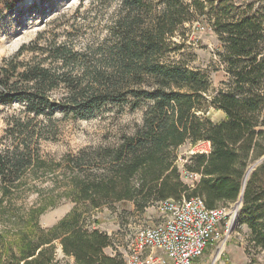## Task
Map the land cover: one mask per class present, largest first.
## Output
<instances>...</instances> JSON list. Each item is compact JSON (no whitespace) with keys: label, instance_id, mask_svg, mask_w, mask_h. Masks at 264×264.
Instances as JSON below:
<instances>
[{"label":"trees","instance_id":"1","mask_svg":"<svg viewBox=\"0 0 264 264\" xmlns=\"http://www.w3.org/2000/svg\"><path fill=\"white\" fill-rule=\"evenodd\" d=\"M237 8L231 0H119L102 38L79 47L75 40L92 22H72L63 37L48 24L2 58L0 104L18 102L22 114L7 121L9 145L0 149V264H123L119 254L105 253L112 238L91 226L93 209L131 202L142 213L161 200L195 196L212 209L238 200L248 166L264 156V14ZM199 18L218 39L228 76L215 94L208 74L169 57L182 45L173 39L184 41L185 26ZM130 99L132 107L148 102L134 133L71 159L89 171L68 186L76 203L68 213L43 228L38 217L55 205L54 197L25 214L1 207L28 170L48 173L38 145L55 138L52 113L78 118ZM211 106L224 118L207 117ZM40 115L47 120L38 121ZM200 142L209 143L208 152L179 162L180 146ZM188 174L196 175L190 183ZM238 222L249 229L256 262L264 251V160L246 182Z\"/></svg>","mask_w":264,"mask_h":264},{"label":"rangeland","instance_id":"2","mask_svg":"<svg viewBox=\"0 0 264 264\" xmlns=\"http://www.w3.org/2000/svg\"><path fill=\"white\" fill-rule=\"evenodd\" d=\"M119 0H0V61L13 54L21 45L29 44L36 34L49 24L55 32L63 37L62 29L73 23L92 22L84 33L77 37V46L88 42V38H102L106 33V23L116 12ZM238 7L236 11L247 14L263 13L264 0H231ZM247 4H251L248 10ZM237 12V13H238ZM202 20V19H201ZM199 18V21H201ZM203 21V20H202ZM187 24L186 39L177 51L170 53L171 59H180L191 69L208 74L211 93L223 87L228 76L222 70L217 49L219 41L205 22ZM264 28V25H263ZM62 39V38H61ZM132 100L108 103L83 117L71 118L62 113H52L56 129L55 138L41 140L38 145V157L45 161L49 171L40 176L33 169L28 170L20 179V186L13 189L9 199L2 200V208L25 214L31 208L38 207L45 199L54 197L55 205L49 206L38 217L41 227L52 226L57 220L68 213L75 202L67 194L68 186L75 177L81 179L88 166L75 168L71 159L79 160L84 153L92 154L98 147L116 146L124 135H131L141 123L147 101L139 100L138 106L132 107ZM21 104L12 102L0 104V149L9 145L6 137L7 121L13 115H21ZM221 111L209 107L206 116L212 121L221 117ZM38 121L47 119L40 115ZM209 143L200 142L194 146L185 143L178 148L179 162L184 156L193 152H208ZM253 164V163H252ZM250 164L249 166H251ZM248 166V167H249ZM181 167V164H180ZM248 174V173H247ZM37 176H40L37 178ZM194 178L187 177L188 183ZM1 198V186H0ZM238 201V200H237ZM237 201L225 206L227 217L220 223V238L209 245L196 264H264V251H260L256 262H251L254 250L249 248V229L245 223L239 224ZM107 208L93 209L89 218L96 223L91 226L106 232L112 238L108 250L119 254L122 259L127 243L132 234L141 227L153 226L162 220L156 203L140 213L131 202H119ZM237 218V221H236ZM3 224L0 223V228ZM59 256L61 252H58ZM56 264H70L69 259H59Z\"/></svg>","mask_w":264,"mask_h":264},{"label":"built area","instance_id":"3","mask_svg":"<svg viewBox=\"0 0 264 264\" xmlns=\"http://www.w3.org/2000/svg\"><path fill=\"white\" fill-rule=\"evenodd\" d=\"M188 177L195 179L196 175ZM156 207L162 220L132 234L123 264H196L220 238V223L227 217L225 207L207 208L198 196L168 198L156 202Z\"/></svg>","mask_w":264,"mask_h":264},{"label":"water","instance_id":"4","mask_svg":"<svg viewBox=\"0 0 264 264\" xmlns=\"http://www.w3.org/2000/svg\"><path fill=\"white\" fill-rule=\"evenodd\" d=\"M264 160V156L261 157L258 161H256L254 164H252L251 166H249L245 172V175H244V178H243V181H242V189H241V193L239 195V198H238V201H237V206L238 205H241L242 203V195H243V191H244V188H245V185H246V182L249 178V175L250 173L252 172V170L260 163ZM248 173V174H247ZM247 175V177H246ZM236 221H237V218H236Z\"/></svg>","mask_w":264,"mask_h":264},{"label":"crops","instance_id":"5","mask_svg":"<svg viewBox=\"0 0 264 264\" xmlns=\"http://www.w3.org/2000/svg\"><path fill=\"white\" fill-rule=\"evenodd\" d=\"M219 111H221V110H219ZM222 112V111H221ZM221 114V117L218 119V120H221V119H223L224 118V113L222 112V113H220ZM217 120V121H218ZM208 147H209V144H208ZM105 253H107V254H109V255H112V254H114V252L112 251V250H108V248H106L105 250ZM197 261V260H196Z\"/></svg>","mask_w":264,"mask_h":264},{"label":"bare ground","instance_id":"6","mask_svg":"<svg viewBox=\"0 0 264 264\" xmlns=\"http://www.w3.org/2000/svg\"><path fill=\"white\" fill-rule=\"evenodd\" d=\"M246 177H247V175H246Z\"/></svg>","mask_w":264,"mask_h":264}]
</instances>
